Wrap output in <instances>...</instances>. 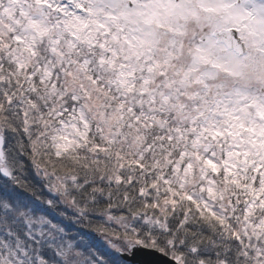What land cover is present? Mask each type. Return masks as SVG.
Masks as SVG:
<instances>
[{"label":"snow or ice","instance_id":"obj_1","mask_svg":"<svg viewBox=\"0 0 264 264\" xmlns=\"http://www.w3.org/2000/svg\"><path fill=\"white\" fill-rule=\"evenodd\" d=\"M137 252L264 264V0H0V264Z\"/></svg>","mask_w":264,"mask_h":264},{"label":"water","instance_id":"obj_2","mask_svg":"<svg viewBox=\"0 0 264 264\" xmlns=\"http://www.w3.org/2000/svg\"><path fill=\"white\" fill-rule=\"evenodd\" d=\"M155 261L157 264H163L162 258L156 256H149L143 252H137L135 255L127 258V264H145V261Z\"/></svg>","mask_w":264,"mask_h":264}]
</instances>
